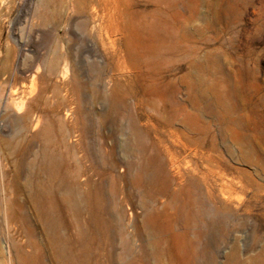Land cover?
Returning <instances> with one entry per match:
<instances>
[{
    "label": "bare ground",
    "instance_id": "bare-ground-1",
    "mask_svg": "<svg viewBox=\"0 0 264 264\" xmlns=\"http://www.w3.org/2000/svg\"><path fill=\"white\" fill-rule=\"evenodd\" d=\"M173 7L147 20V38L135 31L123 49L108 52L113 72L127 69L129 62L140 75L146 63L153 70L149 80L140 75L127 85L115 81L109 96L103 80L97 88L83 77L73 83L76 145L58 108L26 105L16 97L18 88H5L0 97V214L11 237H1V243L14 264H44L45 246L56 264H177L176 256L182 257L180 264H204L208 202L215 205L212 211L226 208L213 188L226 185L219 162L206 152L210 146L218 154L223 97L212 66H205V77L198 81L191 73L177 79L167 73L173 67L174 24L185 29L181 16L170 13ZM43 12L56 14L49 1ZM16 57L9 54L6 61ZM69 57L60 48L49 50L48 72L42 73L44 62L36 61L31 76L50 82L64 78ZM90 99H107L111 110L86 109ZM127 115L129 127L123 122ZM92 119L99 127L94 138Z\"/></svg>",
    "mask_w": 264,
    "mask_h": 264
},
{
    "label": "rangeland",
    "instance_id": "rangeland-1",
    "mask_svg": "<svg viewBox=\"0 0 264 264\" xmlns=\"http://www.w3.org/2000/svg\"><path fill=\"white\" fill-rule=\"evenodd\" d=\"M46 1L56 12L51 17L43 12ZM169 6H174L172 15L185 21V29L179 30L178 23L174 24L176 46L173 67L167 73L174 79L191 73L190 78L198 81L205 77V66H212L223 97L218 154L214 155L210 146L206 152L219 162L226 185L220 190L215 183L213 188L226 208L221 213L216 207L212 211L215 205L208 202L211 217L204 264H264V0H0V97L5 88L15 87L19 90L16 97L26 105L32 101L41 110L58 108L76 145L78 100L73 83L83 77L97 88L103 80L104 93L109 96L115 81L127 85L131 79L137 82L140 75L149 80L153 70L146 63L140 65V75L129 62L127 69L113 72L108 52L123 49L126 37H134L135 31L144 32L147 20L165 15ZM142 45H138L141 50L145 49ZM55 48L70 55L64 78L52 82L34 79L30 68L36 61L44 62L41 72L47 73L46 55ZM9 54L18 58L6 61ZM166 68H162L164 73ZM182 91L184 98L186 89ZM85 107L111 110L107 99H90ZM123 122L129 127V115ZM92 124L94 138L99 127L94 119ZM6 235L11 237L0 214V264H14L13 257L2 248L1 237ZM38 239L45 245L40 228ZM44 252V264H56L47 246ZM176 259L180 264L182 257Z\"/></svg>",
    "mask_w": 264,
    "mask_h": 264
}]
</instances>
